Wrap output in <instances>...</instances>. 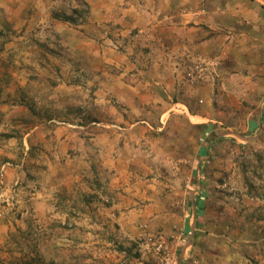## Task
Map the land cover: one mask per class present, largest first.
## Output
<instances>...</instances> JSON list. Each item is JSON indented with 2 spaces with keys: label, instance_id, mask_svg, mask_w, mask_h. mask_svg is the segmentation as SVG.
<instances>
[{
  "label": "rangeland",
  "instance_id": "obj_1",
  "mask_svg": "<svg viewBox=\"0 0 264 264\" xmlns=\"http://www.w3.org/2000/svg\"><path fill=\"white\" fill-rule=\"evenodd\" d=\"M26 1L29 8L16 15L18 21L0 10V264H110L115 259H105L109 241V251L121 256L131 253L140 258L136 264H264V123L255 131L248 129L246 111L230 116L225 110L228 94L221 91L215 103L221 113L214 122L203 120L208 126L203 136V128L193 126L174 133L171 116L148 120L130 116L129 107L117 97L110 94L105 99L103 88V50L106 46L118 54L126 53L121 39L128 37H115L117 44L107 46L102 44L105 38L97 39L89 32L96 35L108 30L115 36L121 25L137 31L152 25L137 27L123 19V24L108 20L104 8L102 16L95 11L103 0H91L92 5L85 0ZM38 1H47V5L38 6ZM54 20L66 26L58 28L64 36L54 28ZM150 34L143 31L132 40L139 53L154 50ZM100 45L102 50L95 48ZM127 45L128 52L132 47ZM181 60L175 77L179 89L170 90L168 80L142 75L139 84L144 80L151 84L144 92L162 96L163 105L181 108L184 96L190 98L209 78L223 88L227 77L222 70L217 75L214 64L194 54ZM144 62L143 73L149 70L147 60ZM240 95L232 101L242 109ZM70 113L72 119L66 118ZM37 125L40 132L29 137ZM62 128L67 130L64 137L75 131L77 138L95 140L71 153L70 147L62 149L60 144L58 148L52 140ZM130 130L141 142L135 145L137 153L138 148L140 154L152 148L153 156L145 157L150 170L134 171L127 162L129 169L123 166L132 150L125 146L132 137ZM180 134L192 136L182 143ZM202 137L204 143L213 145L201 171L207 195L196 221L197 238L184 244L182 220L186 214L192 216L191 211H170L169 205L180 203L181 194L173 193L191 177L194 155L184 147L189 148L193 140L196 145L202 143ZM153 141L159 145H152ZM178 146L185 157L173 153ZM58 151L76 158L78 178L68 164L59 167ZM83 160L86 163L81 165ZM57 173L64 185L53 181L52 174ZM173 178L179 183H173L170 192L167 179ZM161 190L163 196H153ZM36 201L44 204L35 205ZM130 211H137L136 222L142 220L132 230L123 225L133 219ZM107 224L110 234L106 239L111 240L105 242ZM186 248L190 249L187 256L181 254Z\"/></svg>",
  "mask_w": 264,
  "mask_h": 264
},
{
  "label": "crops",
  "instance_id": "obj_2",
  "mask_svg": "<svg viewBox=\"0 0 264 264\" xmlns=\"http://www.w3.org/2000/svg\"><path fill=\"white\" fill-rule=\"evenodd\" d=\"M59 1L64 3L63 0ZM85 1L89 5L95 4L91 0ZM37 5H47V1H38ZM28 8V1L26 0H9V2L7 0H0L1 12L9 13L15 21L19 20L16 15L21 13V16L26 11L25 9ZM103 8L105 9L107 19L114 20L116 23L119 21V23L123 24V21H126L132 23V25H137V27H143L148 23L152 25L150 29L145 28L138 31L136 28H123L124 26L121 25L115 29V32H117L115 36L110 35L108 30L106 32L99 30L96 35L89 32L92 37L97 39L105 38V40H102V44L105 43L107 46L113 42L117 44L115 41L117 38L115 37H128L121 39L123 45L120 42L118 43L126 50V53L118 54L106 46L105 50H103L105 52V82L103 88H105V97L107 96L105 99H108L110 94L113 97H117L124 106L129 107L130 111L128 112L130 116H142L147 120L150 117L171 116L173 118L171 129H175L174 133L192 129L191 127L193 126L196 129H199V127L203 128V132L200 134L202 135L208 128L203 120L214 122L213 118L215 119L221 113L215 104L219 97L218 93L221 91L225 96L228 94L227 100H225L227 107L225 110H228L230 116H236L240 110L242 112L246 111V114L250 118L248 129L255 128V131L262 129L264 123V0H103L102 6L95 11H98L99 14L103 13ZM8 9H12L13 13L8 12ZM122 19L123 21H121ZM53 24L58 33L64 36L65 34H62V31L60 30V32L58 28L61 29L60 27L66 26L59 25L60 22L56 20H54ZM143 31L151 33L150 38L152 40L149 41L155 44L154 50H144L147 58L144 54L139 53L140 48L136 46V43L132 42L137 37L135 35H139ZM125 44H128L127 48L131 44V47L134 49L130 48L127 52ZM95 48L102 50L101 45ZM187 54L200 56L209 61V63L214 64L213 69L219 70L217 75L221 74V70L224 71L227 78L224 80L223 88H219V85L214 80L215 78H209L202 87L196 88L194 94H190V98H188V95L184 96L181 108L163 105L164 99L162 96L146 94L144 92L146 86L151 84L145 80L139 84L141 82L139 81V77L142 75L143 77L150 75L160 81L168 80L169 87H171L170 90L179 89L176 83L177 79L175 78L178 76L176 74V65ZM141 56H143L142 59L140 58ZM143 60H147L149 64V70L144 73L140 70L144 67L143 64L146 63ZM131 84H134V87ZM238 94H241L242 104L240 107L242 109H239V105L233 104L235 100L232 101L233 97ZM243 102H246V107L243 106ZM145 105H151L152 108H145ZM65 117L72 119L73 113ZM105 117H110V115H105ZM149 124V129L153 130L154 126H151V123ZM133 128L135 126L131 127V129ZM62 129L61 133L59 131L55 132L57 133V137H54L55 139L52 140L58 148L60 144L62 149L70 147L71 153L73 149H76L75 154L78 153L82 147L90 144V141L95 140V138H84L85 140H82L80 137L77 138V132L75 131H72L74 135L64 137L63 135L67 133V130L65 128ZM38 132H40V126H33L28 135L33 138L37 136ZM129 133H132V137H129L125 146L126 148L130 147L132 150H128L130 154L128 156L129 160L123 159V166L129 169L127 164L132 165L134 171L140 170L143 167L145 171L150 170L151 164L145 163V157L153 156L151 153L153 151L152 148H150L149 152L145 151L148 156L145 153L140 154L139 148L137 153L135 145H140L141 142L135 137V131L130 130ZM183 135L180 134L179 136L182 143L192 136L183 137ZM131 138L136 139V141L133 142ZM96 139L98 138L96 137ZM180 142L178 140V143ZM152 145H159V142L153 141ZM212 146L210 143H204L203 138L202 143L198 142L196 145L193 140L192 143H189V148L184 147V149L188 150L189 154L193 151L194 157H192L194 159L190 161V180L178 186L179 191H174V178L167 179L171 187L170 192L174 191L173 194L180 193L182 197L180 203L177 202L176 205H169L170 211L178 210V208H182L183 210L185 208L184 210L188 209L192 214V216L188 214L183 216V231L186 234V238L183 240L184 244L186 243L185 240L197 238L195 232L197 230L196 221L203 210L204 202L202 200L207 195V189L202 182L205 174L202 175L201 171L210 156ZM153 149L156 150L154 147ZM176 149L173 152L174 154H178L179 157L184 156L180 146ZM158 152H160V149ZM58 153L59 151L56 154ZM59 155L60 157H57L61 163L59 167H63L64 169L68 164L70 166L69 169L71 167L74 168V172H76L78 178L80 168L74 162L76 158H72L71 154L64 155L63 153H59ZM141 155L142 157L139 158L138 156ZM69 156L70 159H67ZM87 159H89V156H87ZM81 162V165L86 163L84 160ZM125 172L127 174L123 175L127 176L129 172L127 170ZM181 173L183 175L185 171L182 169ZM52 175H55L53 181L65 184L60 173ZM176 183L179 182L175 179L174 184ZM155 195L163 196V190L154 192L153 196ZM43 202L36 201L35 205L44 204ZM88 207L87 204L84 205L85 210H88ZM136 212H129L132 214L134 220L123 222V225H128L127 228L130 227L129 229L131 230L138 221L142 223L141 218L136 222ZM108 227L107 224L105 226V242L111 240L106 239L110 234V231H107ZM120 230L119 233L121 234ZM112 235L117 236L114 233ZM111 243V241L107 244L105 243V259L109 260L112 257L115 259L110 264H118L119 262L120 264L138 263L137 260L140 258L133 256L131 253L125 252L124 256H121L117 251L111 250L113 256H110L111 251L107 248L111 247ZM190 243L189 241L188 244ZM129 249H131V246ZM187 251H190V249L186 248L185 252L182 250L181 254L184 253L183 255L187 256ZM179 264H182V262Z\"/></svg>",
  "mask_w": 264,
  "mask_h": 264
},
{
  "label": "trees",
  "instance_id": "obj_3",
  "mask_svg": "<svg viewBox=\"0 0 264 264\" xmlns=\"http://www.w3.org/2000/svg\"><path fill=\"white\" fill-rule=\"evenodd\" d=\"M77 1H79L80 3H83V0H77ZM66 20H73V18L67 17Z\"/></svg>",
  "mask_w": 264,
  "mask_h": 264
}]
</instances>
